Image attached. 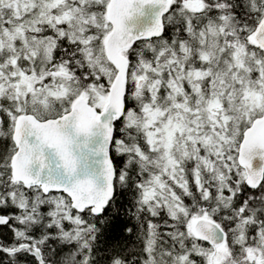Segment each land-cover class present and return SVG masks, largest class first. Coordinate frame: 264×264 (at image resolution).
Wrapping results in <instances>:
<instances>
[{"label":"snow or ice","instance_id":"1","mask_svg":"<svg viewBox=\"0 0 264 264\" xmlns=\"http://www.w3.org/2000/svg\"><path fill=\"white\" fill-rule=\"evenodd\" d=\"M0 264H264V0H0Z\"/></svg>","mask_w":264,"mask_h":264}]
</instances>
